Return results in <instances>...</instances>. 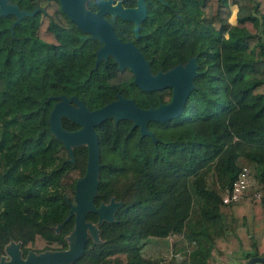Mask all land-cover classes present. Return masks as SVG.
I'll list each match as a JSON object with an SVG mask.
<instances>
[{
    "label": "trees",
    "instance_id": "obj_1",
    "mask_svg": "<svg viewBox=\"0 0 264 264\" xmlns=\"http://www.w3.org/2000/svg\"><path fill=\"white\" fill-rule=\"evenodd\" d=\"M147 8L150 41L165 42L163 60L150 71L189 56L198 73L177 116L146 122L151 137L129 118L95 123L91 201L118 204L110 219L87 210L93 231L86 230L76 259L59 264H164L142 246L169 237L173 245L181 239L184 264H220L217 257L239 254L245 264L264 253L257 236L264 233V0H147ZM12 19L0 16V260L11 245L22 259L70 247L73 216L63 219L85 170L86 145L69 144L68 153L49 129L59 96L74 95L87 110L117 94L143 108L171 98L170 87H136L126 67L94 66L92 41L66 16L25 15L10 29ZM59 125L79 128L63 114ZM241 159L257 184L249 180L246 194L224 201ZM211 171L224 177L219 188L210 187Z\"/></svg>",
    "mask_w": 264,
    "mask_h": 264
},
{
    "label": "water",
    "instance_id": "obj_2",
    "mask_svg": "<svg viewBox=\"0 0 264 264\" xmlns=\"http://www.w3.org/2000/svg\"><path fill=\"white\" fill-rule=\"evenodd\" d=\"M62 8L69 12V18L82 30L97 34L104 44L96 51V58L111 53L118 61V66L127 65L132 74L136 86L144 90H156L164 87H171V98L166 104L157 107L142 108L135 104L132 98L117 94L103 105L87 110L82 101L76 96H59V99L52 105L48 114L49 129L60 139L68 153L69 144L84 142L86 145L85 170L74 184V203L70 204L68 212L63 219L67 220L73 216V235L70 247L66 250L32 254L24 261L19 259L16 245L6 249L10 258V264H59L76 259L81 253L86 236V230L93 231V227L85 220L87 210L95 212L99 219H110L117 202L110 201L107 205L99 204L94 206L91 201L90 190L95 186L97 164V140L94 125L108 115L115 118H129L132 120V127L137 126L140 135L152 136L151 131L146 128V122L150 120L163 121L177 116L185 103L186 96L192 88L191 79L198 73L194 57H190L184 66L179 64L165 72L157 71L150 74L148 66L137 48L129 41H120L113 33L111 26L103 19L101 10L97 13H89L80 10L78 0H60ZM100 9L110 10L121 18L134 21V32L137 33L139 21L145 14L144 0H136L134 7L123 8L120 2L110 5V0L98 2ZM0 8L2 3L0 1ZM25 11H17L13 21L18 22ZM73 101V104L70 101ZM63 114L79 125V128L66 130L59 125V116ZM264 261V253L251 255L246 259L245 264H254Z\"/></svg>",
    "mask_w": 264,
    "mask_h": 264
},
{
    "label": "flooded vegetation",
    "instance_id": "obj_3",
    "mask_svg": "<svg viewBox=\"0 0 264 264\" xmlns=\"http://www.w3.org/2000/svg\"><path fill=\"white\" fill-rule=\"evenodd\" d=\"M0 1L2 3V8H0V16L13 17L12 22L9 25L10 29H12L13 27V21L16 18L17 11H25L22 13V16L35 15V16L42 17V16L58 15V16H66L69 18V12L66 11L64 8H62V3L60 0H0ZM99 1L101 0H78V4L80 7V10L87 11L89 13H97L99 10H101V15L103 19L111 26V29L113 33L115 34V36L122 42H127V41L131 42L137 48V50L140 52V54L146 61L148 69H149L150 63H160L163 60V56L165 55L164 48H163L165 46L164 40L160 39L155 44L153 43V40L150 41V34L155 29L153 25L149 24L151 21V17L149 15L150 13L147 8V0H144L145 14L138 23L136 34L134 32V21L133 20L127 19V18H121L117 14L112 13L110 10H107L104 8L100 9V6L98 5ZM158 1L162 4H166V0H158ZM116 2H120V5L123 8L134 7L136 5V0H126V1L125 0H110V5H114ZM177 13H178L177 9H172L170 15L173 16V15H176ZM162 18L166 19L163 15H162ZM69 20L78 29H80L83 33H85L84 37H86L87 40L92 41V46L94 45L95 48L92 51H90L88 55L92 53L94 54V58H93L94 66H96L99 62H105V63L116 64L117 68H120V69H122L123 67H126L131 72L130 68L127 65H123L122 67H119L118 61L116 60L115 56L111 53H106L105 55H102L97 59L96 51L104 44V42L99 38L97 34L92 35L90 32H86L82 30L81 28H79L70 18ZM148 39L149 41H147ZM154 48L156 49L155 52H153ZM88 55L86 56L87 59H89ZM189 58L190 57L187 56L184 62H177L176 64L184 66ZM167 70L157 69L154 73H152L149 69V72L150 74H155L157 71L165 72ZM131 76H132V82H133L132 72H131ZM70 103L73 104V101L71 100ZM19 259L21 261L25 260V258L22 259L20 257ZM6 260H8V262L6 263L10 264V258L7 252H6V255H4L3 258L0 260V263Z\"/></svg>",
    "mask_w": 264,
    "mask_h": 264
},
{
    "label": "rangeland",
    "instance_id": "obj_4",
    "mask_svg": "<svg viewBox=\"0 0 264 264\" xmlns=\"http://www.w3.org/2000/svg\"><path fill=\"white\" fill-rule=\"evenodd\" d=\"M231 11L229 15V21L234 22L235 21V6H231ZM240 165H246L249 170H250V177L249 180L252 181V184L256 185L257 184V177L255 175V171L252 168V166L245 162L244 160H240ZM217 173L215 171L210 172V187L211 188H219L224 181H216L215 177ZM250 190L254 189L253 186L249 188ZM176 237L175 239L177 240L176 245H173L171 237L167 238H149L143 242L142 246V251H144V254L146 256H149L154 259H160L161 263L164 264H184L181 259L184 257V251L178 250L177 247H179L180 244V238ZM178 251V252H177ZM240 255V254H239ZM231 256V255H225L222 256L221 259L220 257H217V260L219 261L220 264H243V259L241 256ZM8 260L3 261L0 264H8L6 263ZM255 264H261L256 262Z\"/></svg>",
    "mask_w": 264,
    "mask_h": 264
},
{
    "label": "built area",
    "instance_id": "obj_5",
    "mask_svg": "<svg viewBox=\"0 0 264 264\" xmlns=\"http://www.w3.org/2000/svg\"><path fill=\"white\" fill-rule=\"evenodd\" d=\"M249 168L246 165H241L236 177L232 180L230 185V191L226 193L223 200L227 201L234 199L240 195L246 194L249 187ZM252 194L256 197L259 196L258 191H252Z\"/></svg>",
    "mask_w": 264,
    "mask_h": 264
},
{
    "label": "crops",
    "instance_id": "obj_6",
    "mask_svg": "<svg viewBox=\"0 0 264 264\" xmlns=\"http://www.w3.org/2000/svg\"><path fill=\"white\" fill-rule=\"evenodd\" d=\"M223 178H224V177L221 176V175H220L219 177H218V176L215 177L216 181H224ZM259 235H260V237H259ZM257 236H258L259 238H261L262 243H263L262 246H264V242H263V241H264V233H263V234H262V233H261V234L259 233ZM220 259H221V257H220ZM238 264H239V263H238ZM254 264H255V263H254Z\"/></svg>",
    "mask_w": 264,
    "mask_h": 264
}]
</instances>
